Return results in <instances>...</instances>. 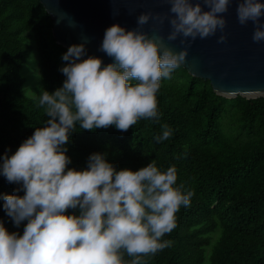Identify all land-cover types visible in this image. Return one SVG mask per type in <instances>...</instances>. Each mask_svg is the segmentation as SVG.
Returning a JSON list of instances; mask_svg holds the SVG:
<instances>
[{"label": "clouds", "instance_id": "1", "mask_svg": "<svg viewBox=\"0 0 264 264\" xmlns=\"http://www.w3.org/2000/svg\"><path fill=\"white\" fill-rule=\"evenodd\" d=\"M169 3L174 15L141 12L137 27L108 26L99 50L112 60L103 67L101 57L87 55L84 41L62 54L67 61L59 68L65 75L62 86L52 92L43 88L36 98L48 119L14 153L6 149L0 156V175L18 185L12 194L0 193L3 209L17 227L26 221L21 234L10 232L0 219V264H142L143 256L170 246L161 238L176 226V213L194 195L176 183L174 164L161 170L153 159L138 170H117L106 152H93L78 170L68 167L66 154L77 125L127 130L141 118L159 119L161 80L180 67L188 49L174 51L163 36L143 31V25L167 19V40L182 36L181 43L191 44L223 32L227 20L222 14L232 0ZM236 12L240 24L254 23L252 39L264 41V0H238ZM161 127L156 142L173 133L169 125Z\"/></svg>", "mask_w": 264, "mask_h": 264}, {"label": "trees", "instance_id": "2", "mask_svg": "<svg viewBox=\"0 0 264 264\" xmlns=\"http://www.w3.org/2000/svg\"><path fill=\"white\" fill-rule=\"evenodd\" d=\"M52 28L39 0H0V156L6 149L14 153L35 127L43 126L48 116L36 98L65 79L59 68L67 63L61 58L67 49L56 43ZM33 44L40 88L29 98L20 71ZM157 100L159 119L141 118L127 130L77 125L68 143V167H86L93 152H106L117 170H138L153 159L161 170L176 166V183L194 195L161 238L170 246L143 256L142 264H264V97L218 96L210 81L180 66L161 80ZM164 124L173 133L156 142ZM16 187L0 175V193L12 194ZM3 203L0 199V219L10 232L22 234L26 221L14 225ZM124 259L132 257L125 253Z\"/></svg>", "mask_w": 264, "mask_h": 264}, {"label": "water", "instance_id": "3", "mask_svg": "<svg viewBox=\"0 0 264 264\" xmlns=\"http://www.w3.org/2000/svg\"><path fill=\"white\" fill-rule=\"evenodd\" d=\"M39 1L53 20L52 34L56 43L67 49L73 43L86 42L87 55L101 57V67L112 60L99 50L108 26L119 23L126 29L137 27V16L141 12L174 15L170 12L169 0ZM237 3L238 0H232L228 11L222 14L227 20L223 32L217 30L203 39L197 37L191 44L181 43L182 36L167 40L171 31L167 19L162 24L150 19L142 30L150 36H163L174 51L187 47L186 60L180 66L191 76L210 81L218 96L261 98L264 97V41L252 39L255 29L252 21L244 25L239 23ZM222 34L227 37L225 41L218 39Z\"/></svg>", "mask_w": 264, "mask_h": 264}, {"label": "rangeland", "instance_id": "4", "mask_svg": "<svg viewBox=\"0 0 264 264\" xmlns=\"http://www.w3.org/2000/svg\"><path fill=\"white\" fill-rule=\"evenodd\" d=\"M20 74L25 79L24 90L26 96L29 98L35 97L40 88V74L39 54L34 44L28 59L22 65Z\"/></svg>", "mask_w": 264, "mask_h": 264}]
</instances>
